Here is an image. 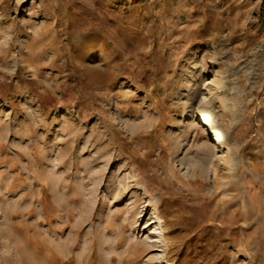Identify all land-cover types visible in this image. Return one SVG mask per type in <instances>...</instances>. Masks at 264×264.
<instances>
[{
    "label": "rangeland",
    "instance_id": "374dc122",
    "mask_svg": "<svg viewBox=\"0 0 264 264\" xmlns=\"http://www.w3.org/2000/svg\"><path fill=\"white\" fill-rule=\"evenodd\" d=\"M0 264H264V0H0Z\"/></svg>",
    "mask_w": 264,
    "mask_h": 264
},
{
    "label": "bare ground",
    "instance_id": "6f19581e",
    "mask_svg": "<svg viewBox=\"0 0 264 264\" xmlns=\"http://www.w3.org/2000/svg\"><path fill=\"white\" fill-rule=\"evenodd\" d=\"M105 74H110V73H105L104 72H96L95 74L93 75H96L98 77H94L92 80L95 81V79H98V78H102ZM2 76V79H5L6 76L5 75H1ZM2 83H4L5 81H1ZM193 116L203 125L209 127L211 130L213 131H217L218 128H217V125L216 123L214 122V120L210 117V115L202 110H196L194 113H193ZM198 134L195 135V138L197 137ZM137 141V137H135V139ZM220 141L219 142H216V145H220ZM54 256H51V257H47L46 258V262L48 263H51V262H54Z\"/></svg>",
    "mask_w": 264,
    "mask_h": 264
}]
</instances>
